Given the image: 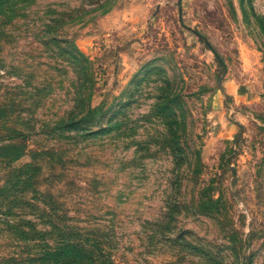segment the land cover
<instances>
[{
  "label": "rangeland",
  "instance_id": "374dc122",
  "mask_svg": "<svg viewBox=\"0 0 264 264\" xmlns=\"http://www.w3.org/2000/svg\"><path fill=\"white\" fill-rule=\"evenodd\" d=\"M65 243L264 264V0H0V264Z\"/></svg>",
  "mask_w": 264,
  "mask_h": 264
},
{
  "label": "trees",
  "instance_id": "16d2710c",
  "mask_svg": "<svg viewBox=\"0 0 264 264\" xmlns=\"http://www.w3.org/2000/svg\"><path fill=\"white\" fill-rule=\"evenodd\" d=\"M216 55L221 59L218 52H216ZM70 127H75L73 123L68 124ZM78 246L71 243H65L61 245L59 248H57L54 251H49L42 257V260L49 259L48 256L54 260V264H71V259L74 253H77ZM78 261V260H77ZM84 264V263H82Z\"/></svg>",
  "mask_w": 264,
  "mask_h": 264
}]
</instances>
